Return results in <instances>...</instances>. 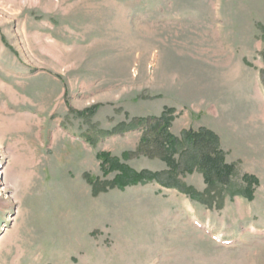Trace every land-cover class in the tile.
Listing matches in <instances>:
<instances>
[{
  "label": "rangeland",
  "instance_id": "rangeland-1",
  "mask_svg": "<svg viewBox=\"0 0 264 264\" xmlns=\"http://www.w3.org/2000/svg\"><path fill=\"white\" fill-rule=\"evenodd\" d=\"M165 115L230 178L171 172ZM101 153L170 187L95 195ZM0 264H264V0H0Z\"/></svg>",
  "mask_w": 264,
  "mask_h": 264
},
{
  "label": "trees",
  "instance_id": "trees-1",
  "mask_svg": "<svg viewBox=\"0 0 264 264\" xmlns=\"http://www.w3.org/2000/svg\"><path fill=\"white\" fill-rule=\"evenodd\" d=\"M165 117L166 115L153 119L155 120L153 130L157 131L159 135L156 143L160 145L158 146L161 150V157L171 169V172L177 171L185 174L193 173L196 170L200 171L204 174L209 185H214L218 180L230 178L233 168L226 163L225 155L220 148V140L214 132L207 129L188 130L183 133L181 138H178L169 130L173 120L172 115H169V118ZM139 121L147 122L148 120L143 121L140 119ZM124 127H126V124L120 125L121 130ZM117 131L119 129L116 128L112 133ZM177 155L178 158H175ZM98 158L102 161L101 166L105 176L114 171H119V175L113 180L102 183L91 181L95 195L118 186L125 188L126 186L146 184L160 179V174L148 171L135 172L124 165H119L116 159H109V155L106 153L99 154ZM159 183L167 188L170 187L164 185L161 181Z\"/></svg>",
  "mask_w": 264,
  "mask_h": 264
}]
</instances>
